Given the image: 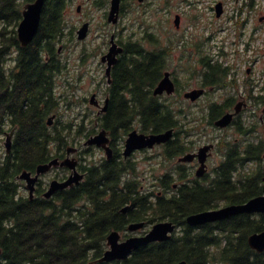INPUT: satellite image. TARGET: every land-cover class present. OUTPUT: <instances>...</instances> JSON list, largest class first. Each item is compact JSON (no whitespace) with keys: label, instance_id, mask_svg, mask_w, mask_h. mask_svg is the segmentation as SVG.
Here are the masks:
<instances>
[{"label":"flooded vegetation","instance_id":"af4514ba","mask_svg":"<svg viewBox=\"0 0 264 264\" xmlns=\"http://www.w3.org/2000/svg\"><path fill=\"white\" fill-rule=\"evenodd\" d=\"M35 1L26 3L24 10L28 4ZM136 1L139 2V7L148 6L150 3L148 0H121L119 22L113 24L109 21L112 0H88L91 9L104 11L101 16H96L93 11L88 21L82 22L80 27L75 29L71 41L77 46L86 45L94 31L99 35V41L92 46L93 48L88 49L86 46L81 50L76 70L72 71V74L69 73L68 62L63 60L65 46L57 47L60 62L61 64L64 62L67 67L65 74L61 73L59 77L60 79L67 77L70 80L68 85L71 90L67 95L83 101L82 105L87 109L82 113L80 123L75 121L63 123L73 133L75 132V135H72V142L69 145L56 143L58 156L51 160L66 159L68 149L72 148L71 158L77 161L78 172L84 175L81 184L89 180L92 170H102L104 175L109 176V195L112 192L124 193V189H127L129 192L150 196L149 201L154 202L151 203V207L153 204L162 209L166 207L165 219L162 217L149 219L148 216L144 217L138 205L127 204L120 210V214L125 218L121 220L117 229L107 235L106 245L108 236L114 231L120 234V242H124L134 236L147 235L155 224L168 222L174 228L169 241L175 243L176 249L182 244H184L182 247H186L188 243L200 242L202 250L203 229L210 225L220 227L224 221H232L248 214L204 226L190 225L191 216L232 205H243L254 198L264 196V71H261L256 79L254 75L259 61L255 57L250 58V53L255 54L262 46L256 45L258 39L255 38L256 30L248 38L245 29L255 14V0H235L238 5L235 10L231 6V0H180L177 12L173 0H169L160 10L165 11V16L169 18L159 20L157 23L159 28L155 32L151 29L144 31L141 27L137 31L134 25L130 27L125 21L126 15ZM148 17L149 11L139 13L142 25ZM177 17L179 25L176 24ZM224 20H227V26L222 24ZM169 21L173 22V25ZM186 21H189L190 27L194 30L193 34L184 29ZM259 21L264 22V16H261ZM85 23L90 25L89 35L86 40L79 41L77 33ZM231 24H234V29ZM196 31L204 32L197 34ZM218 39L221 41H217ZM113 40L122 52L117 56V63L110 68L109 58L106 61L104 58L109 54ZM133 47L136 49H132ZM146 54L152 56L155 65L162 69L158 84L153 89V97L158 98L164 108L173 106L174 110L182 113L191 108L186 110L177 107L181 104L179 101L181 96L186 102L191 103V106H198L199 118L194 127H197V136L201 138V142L191 140L186 135L189 134V129L185 124L181 130L172 128L174 135L170 141L155 145L153 148L136 149L130 155H126L130 133L135 130L142 132L137 129L139 127L137 119L128 132L125 125H115L112 121L116 67L122 60L130 63L133 58L142 59ZM18 55L17 52L16 57L11 60L14 65L18 63ZM92 58L97 59V68H94L95 65H89ZM173 68L186 69L184 73L188 75L190 82L183 85L178 77V71L176 69L174 71ZM242 68H245V71ZM168 72L171 73L176 91L173 95L165 92L156 96L155 90ZM87 76L92 80V88L90 92L80 97L78 85ZM194 81H197L196 86H190ZM197 89L202 91V96L197 101L185 98L187 92ZM118 95L125 98L131 96L128 92ZM57 98H63L62 94L57 95ZM61 102L63 103L62 100ZM61 102H56L58 109L62 107ZM226 115L232 116L231 123L226 127H218L216 122ZM51 117H54L52 124L49 123ZM59 119L57 112L53 113L46 119V124L53 128ZM19 127L20 120L17 118H11L5 123L6 130L13 133V144L15 132ZM102 131L106 133L108 139L105 147L86 145L90 138ZM97 154L100 155L99 158ZM189 155L194 156L193 160L181 161ZM144 158L150 165L146 169H142ZM153 159L156 160L155 163L152 162ZM201 167L204 173L198 176ZM36 169L37 167L29 172L35 176ZM61 169L65 170L67 175L57 176L53 180L68 179L71 170ZM98 174H101L100 171ZM46 175L41 176L36 183L35 198L55 199L62 191L47 199L45 193L53 180L45 183L43 177ZM146 178L152 180L148 187L143 185ZM251 181H255L256 191L245 198H238L239 195H245L246 185ZM202 195L206 205L203 209ZM160 198L162 203L159 204ZM197 203L200 205L194 206ZM192 205L194 210L186 207ZM258 216L264 217V214L248 215L251 220ZM139 223H144V227L134 232L130 231L132 224Z\"/></svg>","mask_w":264,"mask_h":264},{"label":"trees","instance_id":"16d2710c","mask_svg":"<svg viewBox=\"0 0 264 264\" xmlns=\"http://www.w3.org/2000/svg\"><path fill=\"white\" fill-rule=\"evenodd\" d=\"M30 1L0 0V264H92L103 257L107 235L125 218L120 214L124 206L138 205L149 219H165L166 207H151L154 202L149 201L150 196L127 189L110 196L109 176L102 170H98L99 175L95 169L88 181L60 192L55 199L31 200L22 194L17 176L58 156L53 154L56 143L69 145L73 133L63 124L48 127L46 119L58 111V80L67 67L60 62L57 46L66 35L64 16L74 0H46L40 30L25 48L18 39V27L24 5ZM73 34L74 30L69 36ZM17 52L18 63L14 65L11 60ZM134 59L130 63L122 60L116 67L112 121L125 125L127 132L135 119L145 134L183 129L185 113L173 106L166 109L153 97L161 67L149 54ZM62 80L70 82L67 77ZM122 92L131 96L118 95ZM62 96L72 107V98ZM11 118L20 120V127L15 132L13 151L7 154L2 152V141L8 133L5 123ZM246 186L245 195L238 198L256 191L255 181ZM203 198L202 209L206 206ZM158 203H162L161 198ZM194 206L186 207L194 210ZM229 221L202 230V250L200 242L186 247L182 244L179 249L173 241L152 243L128 260L113 264H176L182 260L188 264H264V253H257L248 244L251 234L264 231V217L251 220L247 215Z\"/></svg>","mask_w":264,"mask_h":264},{"label":"water","instance_id":"95a60500","mask_svg":"<svg viewBox=\"0 0 264 264\" xmlns=\"http://www.w3.org/2000/svg\"><path fill=\"white\" fill-rule=\"evenodd\" d=\"M46 0H36L34 3L28 4L23 12V19L18 27V39L22 47H27L35 40L42 21V14L45 7ZM144 1V0H141ZM78 12H81V6L78 7ZM121 11V0H112L111 11L109 16L110 23L118 24ZM176 24L179 25V17L176 19ZM90 25L85 23L78 31L77 36L79 41H84L88 38ZM122 52V49L118 48L117 44L113 40V46L110 49L109 54L104 58L106 61L109 58L110 68L114 66L118 59L117 56ZM176 91L175 84L171 78V73H166L164 79L155 90V95H161L167 92L169 95H173ZM202 96V91L192 90L185 94V98L193 102L197 101ZM54 117L49 119V123L52 124ZM232 116L226 115L221 120L216 122L218 127H226L231 123ZM174 129L168 130L159 134H144L139 133L137 130L130 133L127 140L126 155H130L136 149L153 148L155 145H161L173 138ZM108 142L106 133L100 132L96 136L90 138L86 145H96L98 147H105ZM7 154H11L13 149V133L7 134L6 141L4 143ZM73 149H68V157L64 160L53 159L48 163H43L37 166L36 174L33 176L32 172L24 171L17 179L25 181L27 190L31 200L35 198L36 183L40 177L48 174L53 168H68L71 170V174L65 181L53 180L50 184L49 190L45 193V197L50 199L57 192L71 189L81 184L84 179V175L80 174L77 169V161L71 158ZM202 160V150L200 154ZM194 156L189 155L181 159L183 162L193 160ZM202 162V161H201ZM204 171L201 169L198 172V176H202ZM241 214H264V196H260L250 200L243 205H232L220 210H210L202 212V214L193 215L189 218V223L192 226L207 225L217 223L228 218L238 216ZM144 223L132 224L130 231L134 232L144 227ZM173 226L168 222H160L155 224L152 230L142 237H131L124 242H120V234L117 231L112 232L107 238L108 250L104 253L103 257L98 259L92 264H112L114 262H124L128 260L136 251L152 244L162 243L170 240V233L173 231ZM248 244L250 248L257 253H264V231L255 232L248 238ZM2 256V248L0 247V257ZM178 264H188L186 261H181Z\"/></svg>","mask_w":264,"mask_h":264},{"label":"rangeland","instance_id":"374dc122","mask_svg":"<svg viewBox=\"0 0 264 264\" xmlns=\"http://www.w3.org/2000/svg\"><path fill=\"white\" fill-rule=\"evenodd\" d=\"M167 1L169 0H148V6L145 7H139V2L136 1L134 2L133 6L130 9V12L126 15L125 17V21L127 22V24L131 27V25H134L135 30L139 31V28L141 27L144 31L145 29H151L152 32H155L156 29H158V25L157 23H159V20L164 19V20H168L169 17L165 16V11H160L161 8H164L167 4ZM178 1L180 0H173L172 3L174 2V9L175 12L178 11L179 8V3ZM232 4L231 6L235 8L238 6L235 3V0H231ZM88 0H74L69 6L67 11L65 12V16H64V23L66 25V35L63 39V43L58 44L57 47H59L60 45H64L65 46V50H64V54H63V60L65 62H68L69 65V73L72 74V71L76 70V65L78 64V60L80 57V53L81 50L83 48H93L92 46H95L96 44H98V37L99 35H96L95 31L91 34V39H89L86 43V45H75L73 44L74 42L71 41V37L69 36L70 31L80 27L81 23L84 21H88L89 16H92V13L94 11L96 16H101V14L103 13L104 10H100V9H91L90 5L88 4ZM82 5V10L80 13H78L77 8ZM255 14L253 17L250 18V20L248 21V24L246 26V34L248 36V38L252 35L253 31L256 30V34H255V38H258L256 40V45H261L262 48L259 49L255 54L250 53V58L251 57H255L256 60L259 61V63L256 66V73L254 75V77L256 79H258V76L260 74L261 71H264V45L263 44V40H264V22H260L259 18L261 16H264V0H255ZM144 11H149L150 13V17L146 18V22L145 24H141L142 21H139V13L140 12H144ZM170 22V21H169ZM173 25V22H170ZM189 21H186L184 23V29L188 30L189 34H193L194 30L190 27L189 25ZM222 24L227 26V20H224L222 22ZM232 28L234 26V24H231ZM234 29V28H233ZM110 30H114V28H110ZM204 31L199 32L196 31V33H202L203 34ZM176 33V32H174ZM177 34V33H176ZM227 36V34H226ZM233 36H235V33L233 34ZM95 39H97L96 41H94ZM261 39V40H260ZM217 41H221V39H218ZM212 43V42H211ZM15 55V54H14ZM240 59V57H239ZM97 64L98 61L97 59L92 58V60H90L89 65H95L94 68H97ZM176 68H173V70L175 71ZM178 71V77L180 79V81L182 82V84L184 85V83L190 82L188 79V75L186 73H184L186 69H181L178 68L176 69ZM182 70V71H181ZM243 71H245V68H242ZM242 76H245L242 74ZM59 85L57 87V93L59 92V94H68L69 91L71 90L69 88V85L67 82H65V80H62L59 78ZM197 81H194L193 84H191L190 86H196ZM92 88V80L90 78V76L85 77L84 81L79 82L78 85V93L84 96L86 95L88 92H90ZM74 92H76V89L74 90ZM58 94V95H59ZM72 98V102L75 103V105H72V107H66V105L68 104L66 102V98H58L57 101L61 102V100L63 101V103L61 102V109L59 108L57 111V114L59 115L60 119L58 120V122H56L55 125L61 126L63 123H69L71 121H75V123H80L82 120V113L84 112V110H86L87 108L85 106H83V101L81 100H76V98L74 99ZM179 101L181 102L180 105H177V107H182L185 108L186 110H188L189 108H191V110L184 112L185 114L182 116L184 123L186 125H188L187 129L189 134H186L191 140H194L196 142H201V138L199 136H197V127H194L198 121L199 118V114H197L199 107L198 106H191V103L186 102L184 100V98L181 96L179 98ZM190 104V105H189ZM56 113V112H55ZM62 123V124H61ZM138 129V127H137ZM139 130V129H138ZM211 131V130H210ZM191 132V133H190ZM75 133V132H74ZM74 133H72V135H75ZM71 135V136H72ZM194 135V136H193ZM4 140L2 141V145L4 147V143H5V135H3ZM72 139V138H71ZM5 152L6 149L4 147V149L2 150V152ZM57 151V146L54 147L53 150V154L56 155ZM97 157L99 158L100 155L97 154ZM153 163L156 162L155 159L152 160ZM150 165H148V161L145 160V158L143 159V164H142V169H146L148 168ZM67 173L65 170L61 169V168H54L52 172H50L49 174H47L46 176L43 177L44 182L45 183H49L51 180L55 179L57 176L60 177H64L66 176ZM144 178V177H143ZM21 184V188H22V194L27 197L29 195V192L27 190V185L26 183L19 181ZM152 183V180H149L146 178L145 181H143V185L148 187L150 186ZM261 216H258V219H261Z\"/></svg>","mask_w":264,"mask_h":264}]
</instances>
